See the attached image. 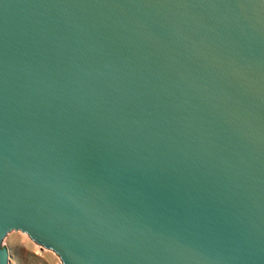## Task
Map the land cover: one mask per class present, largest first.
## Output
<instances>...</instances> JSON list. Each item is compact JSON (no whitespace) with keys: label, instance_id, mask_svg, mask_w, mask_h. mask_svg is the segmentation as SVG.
<instances>
[{"label":"water","instance_id":"obj_1","mask_svg":"<svg viewBox=\"0 0 264 264\" xmlns=\"http://www.w3.org/2000/svg\"><path fill=\"white\" fill-rule=\"evenodd\" d=\"M11 231L264 264V0H0V264Z\"/></svg>","mask_w":264,"mask_h":264},{"label":"rangeland","instance_id":"obj_2","mask_svg":"<svg viewBox=\"0 0 264 264\" xmlns=\"http://www.w3.org/2000/svg\"><path fill=\"white\" fill-rule=\"evenodd\" d=\"M1 247L7 250V264H63L55 252L20 231L9 232L2 239Z\"/></svg>","mask_w":264,"mask_h":264}]
</instances>
